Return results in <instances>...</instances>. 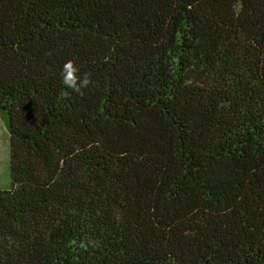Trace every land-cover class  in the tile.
Listing matches in <instances>:
<instances>
[{
    "label": "trees",
    "instance_id": "16d2710c",
    "mask_svg": "<svg viewBox=\"0 0 264 264\" xmlns=\"http://www.w3.org/2000/svg\"><path fill=\"white\" fill-rule=\"evenodd\" d=\"M0 110V264H264V0H0Z\"/></svg>",
    "mask_w": 264,
    "mask_h": 264
},
{
    "label": "clouds",
    "instance_id": "9594fccd",
    "mask_svg": "<svg viewBox=\"0 0 264 264\" xmlns=\"http://www.w3.org/2000/svg\"><path fill=\"white\" fill-rule=\"evenodd\" d=\"M79 72L80 69L75 61H66L61 69L62 84L73 92L83 95V89L87 88L92 83L91 74L84 73L83 76H80L78 74ZM61 95L67 97V94L64 92H62Z\"/></svg>",
    "mask_w": 264,
    "mask_h": 264
},
{
    "label": "rangeland",
    "instance_id": "374dc122",
    "mask_svg": "<svg viewBox=\"0 0 264 264\" xmlns=\"http://www.w3.org/2000/svg\"><path fill=\"white\" fill-rule=\"evenodd\" d=\"M10 185L9 135L6 114L0 110V189Z\"/></svg>",
    "mask_w": 264,
    "mask_h": 264
}]
</instances>
